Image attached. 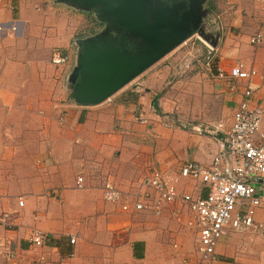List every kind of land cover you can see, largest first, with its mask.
Masks as SVG:
<instances>
[{"label": "crops", "instance_id": "obj_1", "mask_svg": "<svg viewBox=\"0 0 264 264\" xmlns=\"http://www.w3.org/2000/svg\"><path fill=\"white\" fill-rule=\"evenodd\" d=\"M41 2L0 0V210L11 214L0 224V264H186L199 238L187 204L167 203L160 214L123 204L156 199L145 181L157 172L179 177L182 193H208L180 171L188 161L209 164L233 123L248 81L221 78L220 69L255 70L252 102L264 106V40H250L264 32V0H219L223 11H209L210 69L204 56L187 69L158 61L152 78L147 70L98 104L53 99L63 72H49L44 53L61 28L46 19L52 11L37 9ZM174 73L181 77L168 87ZM108 180L124 193L120 201L105 200ZM256 185L255 219L264 223V180ZM36 230L48 235L44 246L31 242ZM214 264H264V237L229 233Z\"/></svg>", "mask_w": 264, "mask_h": 264}, {"label": "built area", "instance_id": "obj_2", "mask_svg": "<svg viewBox=\"0 0 264 264\" xmlns=\"http://www.w3.org/2000/svg\"><path fill=\"white\" fill-rule=\"evenodd\" d=\"M0 30H4L1 25ZM197 36L207 50L203 56L207 59L206 67L210 69V58L215 52V47L202 41L199 34ZM250 40L253 44L259 45L264 40V32L257 31L252 34ZM66 60V56L61 52L53 57L56 64L64 63ZM256 73L255 70L245 69L242 63L231 67L229 71L219 70L221 78L230 76L247 80L248 84L243 90L242 100L234 113L231 127L226 136L219 140V150L213 160L209 164L188 161L181 168V177L199 180L208 188L206 195L195 197L190 193H182L177 188L179 177L170 179L157 172L145 181L156 193V199L144 202L137 198L134 206L127 202L123 204L124 210L131 207L137 211L151 208L157 214L163 211L167 203L178 200L187 204L195 215L199 238L196 258L187 261L186 264H214L220 240L231 232H251L264 237V223L255 219V209L261 204L256 181L264 180V131L261 130L264 106L254 105L252 102L254 88L251 81ZM123 196L124 193L112 180L105 183L106 201L117 202ZM19 204L24 205L22 198ZM10 219L9 212L0 210V224L8 225ZM30 239L34 245L44 246L48 235L36 230ZM71 242L74 243L75 239L72 238Z\"/></svg>", "mask_w": 264, "mask_h": 264}, {"label": "water", "instance_id": "obj_3", "mask_svg": "<svg viewBox=\"0 0 264 264\" xmlns=\"http://www.w3.org/2000/svg\"><path fill=\"white\" fill-rule=\"evenodd\" d=\"M96 7L105 21L111 19L131 34L145 40L138 52L122 50L116 43L102 38L100 45L84 42L78 82L72 97L85 104H98L111 98L147 69L181 45L191 31V21H169L146 0H72ZM148 1V0H147ZM155 7V6H154ZM104 42V43H103ZM84 55V56H83Z\"/></svg>", "mask_w": 264, "mask_h": 264}, {"label": "rangeland", "instance_id": "obj_4", "mask_svg": "<svg viewBox=\"0 0 264 264\" xmlns=\"http://www.w3.org/2000/svg\"><path fill=\"white\" fill-rule=\"evenodd\" d=\"M37 7L39 11H52V15L46 13V19H51V27L61 28L60 32L51 34L53 38L51 40V53L49 51L45 52V56L51 55V66L49 72L54 74L56 72L62 73L59 81L57 82L55 89L56 95L59 93V89L61 93L57 96L53 95V99L57 100L63 99L64 101H71V95L74 92V80L78 82L77 71L79 70L81 57L83 54L84 42L90 40L92 45L101 44L98 43L97 39L102 35L103 25L101 23L102 20L98 18L95 11L98 9H93L90 6L81 5L84 2L81 1H68V0H42ZM195 11H193L191 15L192 25L195 28V34L191 36L192 38L184 41L181 45L176 47L172 52L162 58L159 63L169 64L171 62V66L173 67L176 63H181L182 67L186 68V64H192L195 59L203 57L206 48L202 42L198 39L197 34H199L200 39L205 43H209L208 38L212 40L210 37H204L202 34V27L204 25L210 26V12L209 11H223V8L219 5V0H196L194 2ZM48 9V10H47ZM93 11V12H92ZM214 18V16H213ZM216 20H213L214 23ZM216 23V22H215ZM47 33V32H46ZM210 33V32H209ZM215 33L212 32V35ZM104 43V42H103ZM66 52L69 56L66 62L58 64L57 66L54 64L52 60L54 55L62 52ZM63 54V53H62ZM48 55V56H49ZM84 56V55H83ZM202 59V58H201ZM158 63V62H157ZM198 62H195V66L199 65ZM156 63L153 65L155 67ZM152 67V66H151ZM151 67L147 69L148 72L146 76L152 78L154 75H151V71H158V68H154L151 70ZM152 67V68H153ZM174 70V69H173ZM55 74V75H56ZM175 74V73H174ZM189 74V72H188ZM58 76V75H57ZM64 76V78H63ZM145 76V77H146ZM176 77V78H175ZM177 77H181L175 74L169 75L170 84L168 87H171L173 83L178 79ZM140 78H135V81H139ZM149 78V79H150ZM143 79V78H142ZM133 80V82H135ZM62 85H59L61 83ZM141 81V80H140ZM131 83V82H130ZM137 83V82H136ZM128 84L127 86H129ZM66 86V87H65ZM126 86V87H127ZM60 87V88H59ZM124 89V88H123ZM123 93V92H121ZM118 94H120L118 92ZM58 97V98H57ZM63 97V98H62ZM66 97V99H65Z\"/></svg>", "mask_w": 264, "mask_h": 264}, {"label": "flooded vegetation", "instance_id": "obj_5", "mask_svg": "<svg viewBox=\"0 0 264 264\" xmlns=\"http://www.w3.org/2000/svg\"><path fill=\"white\" fill-rule=\"evenodd\" d=\"M194 2H196V0H146L145 4L152 8H156L158 13H166L169 21H181V24H183L184 26V22L186 21V19H188V21H191V15L193 11H195V8L193 6ZM102 25V35L98 37V39H108L110 40V42L116 43V45L119 46L122 50L138 52V50H140L143 44L145 43V40L141 35H132L131 31H129L125 27L122 28L112 19L109 22L106 21L102 23ZM202 32L203 33L200 35H203L204 37H209L210 33L207 25H204L202 27ZM195 33V28L191 24V31L188 33V36L185 41L191 39V36H193Z\"/></svg>", "mask_w": 264, "mask_h": 264}, {"label": "trees", "instance_id": "obj_6", "mask_svg": "<svg viewBox=\"0 0 264 264\" xmlns=\"http://www.w3.org/2000/svg\"><path fill=\"white\" fill-rule=\"evenodd\" d=\"M69 1V0H68ZM93 9H98V8H96V7H93ZM93 12V11H92ZM96 12V15L98 16V18L100 19V20H102L101 21V23H104V22H106L105 20H103L99 15H100V12L99 11H95Z\"/></svg>", "mask_w": 264, "mask_h": 264}, {"label": "bare ground", "instance_id": "obj_7", "mask_svg": "<svg viewBox=\"0 0 264 264\" xmlns=\"http://www.w3.org/2000/svg\"><path fill=\"white\" fill-rule=\"evenodd\" d=\"M206 44H209V43H206ZM210 45V44H209Z\"/></svg>", "mask_w": 264, "mask_h": 264}]
</instances>
